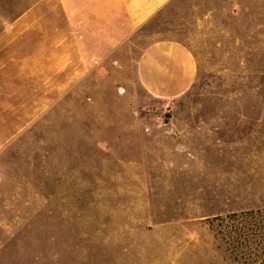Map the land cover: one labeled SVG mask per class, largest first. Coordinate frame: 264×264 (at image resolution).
Instances as JSON below:
<instances>
[{
  "label": "rangeland",
  "instance_id": "1",
  "mask_svg": "<svg viewBox=\"0 0 264 264\" xmlns=\"http://www.w3.org/2000/svg\"><path fill=\"white\" fill-rule=\"evenodd\" d=\"M156 41L197 62L173 100L138 77ZM262 207L264 0H171L0 149V264H252L229 216Z\"/></svg>",
  "mask_w": 264,
  "mask_h": 264
},
{
  "label": "crops",
  "instance_id": "2",
  "mask_svg": "<svg viewBox=\"0 0 264 264\" xmlns=\"http://www.w3.org/2000/svg\"><path fill=\"white\" fill-rule=\"evenodd\" d=\"M171 0H38L0 33V149L97 70ZM141 85L173 100L197 76L180 42L156 41L139 58Z\"/></svg>",
  "mask_w": 264,
  "mask_h": 264
},
{
  "label": "trees",
  "instance_id": "3",
  "mask_svg": "<svg viewBox=\"0 0 264 264\" xmlns=\"http://www.w3.org/2000/svg\"><path fill=\"white\" fill-rule=\"evenodd\" d=\"M229 218L237 221L232 226L245 261L264 264V207L242 211Z\"/></svg>",
  "mask_w": 264,
  "mask_h": 264
}]
</instances>
